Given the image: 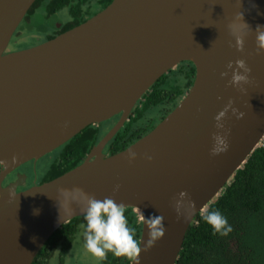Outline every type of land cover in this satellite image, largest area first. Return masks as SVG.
<instances>
[{
    "label": "water",
    "instance_id": "water-1",
    "mask_svg": "<svg viewBox=\"0 0 264 264\" xmlns=\"http://www.w3.org/2000/svg\"><path fill=\"white\" fill-rule=\"evenodd\" d=\"M37 1L0 0V264H32L56 231L83 217V204H66L61 194L74 188L112 198L138 216H162L165 234L147 251L141 222L139 264H176L195 218L264 143V53L257 54L256 44L264 0H112L58 37L6 53ZM240 13L250 26L243 51L229 28L243 23ZM238 59L251 69L241 88L229 84L227 68ZM183 62L196 74L177 107L134 144L105 155L143 96ZM229 101L244 116L229 110V148L213 156L214 118ZM118 115L77 167L25 191L17 190L19 182L3 186L18 168ZM129 151L137 154L134 161ZM181 191L192 203L187 217L174 208Z\"/></svg>",
    "mask_w": 264,
    "mask_h": 264
},
{
    "label": "trees",
    "instance_id": "trees-1",
    "mask_svg": "<svg viewBox=\"0 0 264 264\" xmlns=\"http://www.w3.org/2000/svg\"><path fill=\"white\" fill-rule=\"evenodd\" d=\"M38 2L40 0L35 5ZM95 2L102 11L112 0ZM195 74V66L184 62L159 79L107 145L108 156L125 150L152 131L177 107L192 87ZM118 119L119 115L100 126H89L66 143L42 182L51 181L80 165ZM213 209L227 218L232 231L227 236L213 235L211 226L198 215L186 234L176 264H264V143L207 210ZM125 215L139 243L142 231L139 216L132 208H127ZM84 225L83 217L64 225L45 243L32 264H50L55 258L63 264L78 232L84 231ZM99 264H129V261L108 253Z\"/></svg>",
    "mask_w": 264,
    "mask_h": 264
},
{
    "label": "clouds",
    "instance_id": "clouds-1",
    "mask_svg": "<svg viewBox=\"0 0 264 264\" xmlns=\"http://www.w3.org/2000/svg\"><path fill=\"white\" fill-rule=\"evenodd\" d=\"M242 24L232 23L229 25L231 34L235 37V45L238 51H243L245 42V29L249 28V24L245 21L243 13L239 14ZM256 44L257 54L264 53V26L258 25L256 28ZM227 68L231 70V79L229 84L241 88L243 84L249 82V73L251 69L246 64L244 59L235 61V66L229 62ZM222 77H227L228 72H222ZM232 111L238 119L243 118L244 113L232 107V102L229 101L223 110L219 111L215 116V127L218 130L213 134V146L211 154L213 156L226 152L229 148L228 135L229 132L225 129L224 120L229 112ZM136 153L129 151V161L136 159ZM145 158L151 160L152 157L145 155ZM119 190V185L114 188V191ZM63 200L66 204L72 202L82 203L83 219L85 222L83 240L84 247L98 260L103 261L108 253L115 257H123L129 261V264H139V254L141 247L135 239V229L129 226L128 219L125 215V205L117 203L109 197L97 199L96 197L87 194L83 189H63L61 190ZM60 206V205H59ZM174 208L178 215H189L192 210V203L189 194L186 191L178 193L174 199ZM201 219L211 226L213 235L227 236L232 227L228 223L227 218L218 210L211 211L204 209L200 212ZM138 220L142 222L147 229L148 240L144 251H147V246H151L161 240L165 234V226L163 217L160 215L149 214L145 217L141 214Z\"/></svg>",
    "mask_w": 264,
    "mask_h": 264
},
{
    "label": "flooded vegetation",
    "instance_id": "flooded-vegetation-1",
    "mask_svg": "<svg viewBox=\"0 0 264 264\" xmlns=\"http://www.w3.org/2000/svg\"><path fill=\"white\" fill-rule=\"evenodd\" d=\"M95 1L96 0H40V2L34 5V7L29 11V13L26 16L27 18L25 17L24 19L25 22H27L28 24H31L32 26L34 25L35 29L38 30L39 33L43 34L42 41L31 47H35L37 45L48 42L58 37L59 35L65 33L66 31H69L81 25L82 23L86 22L87 20L95 16L98 12L101 11L99 10L100 8L97 6ZM62 15H64L63 17L64 19L61 18ZM24 20L19 25V27L24 23ZM19 27L14 33L12 38L14 37L17 38L21 34V32L18 31ZM11 41H10V44H11ZM31 47H28V48H31ZM23 49H27V48H16V49L10 50L8 46L6 53L16 52V51H20ZM101 124L97 126H100ZM62 147H60L59 149L55 150L52 153L58 154ZM106 149H107V146L104 149L103 153L108 156ZM29 163H33V162H29ZM24 166L18 168L13 173L8 175L3 182V186H8L10 184H15L19 182L20 186L17 188V190L21 192L35 185H40L44 183L42 182V179L41 180L38 178L33 179L34 177L30 179L27 173L25 174V173L20 172L21 168H23ZM21 176H24L22 182H20L19 180Z\"/></svg>",
    "mask_w": 264,
    "mask_h": 264
},
{
    "label": "rangeland",
    "instance_id": "rangeland-1",
    "mask_svg": "<svg viewBox=\"0 0 264 264\" xmlns=\"http://www.w3.org/2000/svg\"><path fill=\"white\" fill-rule=\"evenodd\" d=\"M64 15L61 16L63 18ZM27 18V17H26ZM64 19V18H63ZM25 22L19 27L21 34L16 38H12L11 44L9 45V49L13 50L16 48H28L35 44H38L42 41L43 34L39 33L38 30L35 29V26L31 24H26ZM106 129V128H105ZM56 153L49 154L44 156L37 162L29 163L21 168L20 172L27 173L29 178L33 179H42L44 178L48 172L50 171L52 165L56 162ZM39 180V181H40ZM83 230L78 232L74 243L65 259L63 264H99L100 260L94 257L91 253H89L84 247L83 240ZM50 264H61L54 260L50 261Z\"/></svg>",
    "mask_w": 264,
    "mask_h": 264
}]
</instances>
